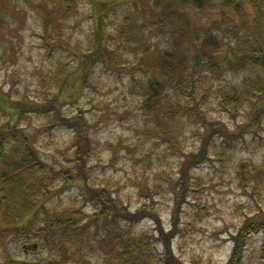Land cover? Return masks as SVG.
<instances>
[{"label": "rangeland", "instance_id": "1", "mask_svg": "<svg viewBox=\"0 0 264 264\" xmlns=\"http://www.w3.org/2000/svg\"><path fill=\"white\" fill-rule=\"evenodd\" d=\"M215 16L190 8L185 21L170 17L158 26L150 24L161 17L153 0H77L71 15H66L63 0H0V124L17 122L35 140L46 163L66 174L48 175L39 203L46 208L34 230L47 223V212L53 217L68 211L82 228L78 236H57L56 246L49 248L39 232L14 233L11 228L3 234L6 220L0 206V264H47L54 258L59 264H122L118 249L110 254L100 243L117 226L113 218L150 237L152 254L144 259L149 264L227 263L243 222L264 210V116L260 125L254 118L255 131L244 129L227 140L222 132L210 142L204 138L209 144L205 150L200 119L180 111L167 120V129L157 123L164 118L162 110L142 109L147 79L161 74L157 60L169 48L193 56L198 38L215 31ZM47 31L55 37L50 49ZM238 42L235 36L232 42L224 38L218 60L225 61ZM61 43L78 56L59 49L53 54V46ZM96 46L105 53L82 62ZM60 61L67 70L57 79ZM244 73L205 75L204 85L213 86L205 96L206 116L218 127L236 129L249 119L248 105L232 114L224 110L218 94L239 83ZM166 99H172L170 94ZM36 101L62 105L54 126L41 131L53 112L31 109L29 103ZM76 116L89 124L84 130L88 149L83 148L88 178L68 181L78 165V130L68 123ZM86 183L93 186L89 193L83 191L90 186ZM101 188L110 193L108 207L114 215L108 209L107 216L101 214L103 202L90 195ZM121 206L132 213H122ZM139 208L131 222L127 217L134 218ZM22 220L27 223L30 217ZM263 238L262 231H255L242 242L249 264L263 263Z\"/></svg>", "mask_w": 264, "mask_h": 264}, {"label": "trees", "instance_id": "2", "mask_svg": "<svg viewBox=\"0 0 264 264\" xmlns=\"http://www.w3.org/2000/svg\"><path fill=\"white\" fill-rule=\"evenodd\" d=\"M76 1L63 0L66 15L73 13ZM153 2L156 10L161 12V17L150 24L158 26L162 23L166 24L170 17L177 18L179 22L185 21L187 11L192 8L197 13L216 14L217 21L213 29L220 33H215L211 29L202 39L198 38V49L191 57L178 54L174 48L165 50L162 57L158 59L159 61L157 60V67L161 70L160 76H151L147 79V92L142 100V109L147 113L155 111L158 113L162 110L164 118L157 120V123L167 129L170 127L167 120L173 119L180 111H184L189 116H195L201 120L205 128V136L201 134L203 144L204 138L210 142L213 135L215 137L220 132L227 140V138L231 139L243 133L244 129L255 131L257 125L254 118L259 119L257 124L260 125L264 116V0H153ZM190 31L192 28L188 26V32ZM61 32L62 30H59L58 34L61 35ZM45 36L46 46L50 49L55 42V37L51 36L48 31ZM233 36L239 42L234 45L226 60L220 62L217 52L225 46L224 38L232 42ZM56 50L63 51L65 54L72 52L78 56L76 51H72L62 43L53 46V54ZM104 53L105 48L103 51H98L96 46L85 54L82 62L95 60ZM57 67L60 68L58 71H61L57 76L59 79L61 73H66L67 65L60 61ZM224 71L245 72L239 83H231L224 89L218 90V94L223 99L221 104L224 110L235 114L248 105L249 119L232 130H226L222 126L218 127L216 122L206 116L205 110V96L213 91V86L204 85L206 76L212 72L214 77H219ZM63 80L60 83L61 93L63 92ZM167 94L172 97L169 102L166 99ZM29 105L31 109H51L53 112L41 131L48 126H54L59 114L62 113V105L57 106V103L50 104V107L39 101L29 103ZM61 116L66 118V121L71 120L69 117ZM73 118V121L68 123L75 131L78 130L74 141L77 146L74 152L75 163L78 165L76 172L68 176L67 180L78 178L86 180L88 176L84 175L86 169L83 168V162L87 160L85 157L87 153L83 152V148L88 149L84 132L88 123L83 116H80L81 119L78 116ZM207 146L209 147V144L205 143V150ZM193 158L187 161H193ZM47 163L37 150L35 140L17 122L0 124V206L6 220L2 233H8L11 228H14V233L39 232L45 236L49 248H53L56 246L53 241L57 236L60 235L62 238L78 236L82 228L79 220L68 211L63 215L53 214V217L50 216V212H47L49 215L47 223L34 230L40 211L46 208L43 203H39L41 192L47 187V177L60 173ZM60 174L66 175L65 173ZM87 185L90 186L83 188V191L85 192L86 189L89 193L87 189L93 186L89 183ZM105 191L106 189L101 188L98 194L90 193V195L103 202L100 211L101 214L107 216L106 211L110 210L108 206H110L111 199L109 191L108 195ZM117 208L126 215L132 213L126 206ZM140 209L133 212L134 218H127H131V222L134 221L139 216ZM110 213L114 215L113 210H110ZM26 216L30 217V220L23 223L22 219ZM112 221L116 222L117 226L103 235L100 241L101 246L107 250L106 252L111 254L118 249L122 264H141L144 259H148L152 254L150 237L145 233H134L129 227L130 224L121 225L114 218ZM16 222L18 223L14 224ZM255 231L264 233V210L248 216L243 222L236 237V245L226 264H249L243 256L242 242ZM58 249L66 251L67 247L59 246ZM259 251L262 264H264V238ZM144 262L149 264L148 260ZM47 264H59V262L57 258H54L50 259ZM190 264L206 263L196 260Z\"/></svg>", "mask_w": 264, "mask_h": 264}]
</instances>
